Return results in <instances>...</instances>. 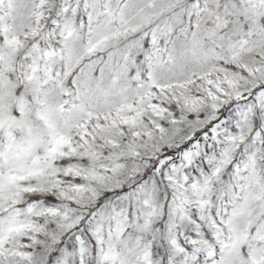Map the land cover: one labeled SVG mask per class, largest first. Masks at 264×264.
<instances>
[{
    "label": "snow or ice",
    "instance_id": "6c2138e0",
    "mask_svg": "<svg viewBox=\"0 0 264 264\" xmlns=\"http://www.w3.org/2000/svg\"><path fill=\"white\" fill-rule=\"evenodd\" d=\"M0 264H264V0H0Z\"/></svg>",
    "mask_w": 264,
    "mask_h": 264
}]
</instances>
